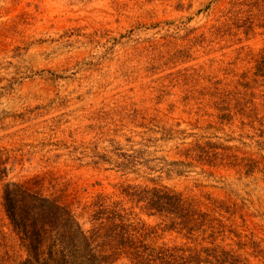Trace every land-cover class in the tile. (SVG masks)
Masks as SVG:
<instances>
[{
  "label": "rangeland",
  "instance_id": "rangeland-1",
  "mask_svg": "<svg viewBox=\"0 0 264 264\" xmlns=\"http://www.w3.org/2000/svg\"><path fill=\"white\" fill-rule=\"evenodd\" d=\"M231 1L0 0L4 182L47 177L46 192L78 216L96 195L117 194L121 185L205 192L245 205L255 217L244 230L264 238L263 129L242 116L221 122L207 93L213 83L227 90L242 74L253 77V58L264 48V29L210 33ZM253 104L264 119V102ZM215 138L252 159L255 170L190 167L167 176L180 150ZM126 155L139 163L134 170L94 166L102 156L124 162ZM2 185L0 264H16L26 253L6 218Z\"/></svg>",
  "mask_w": 264,
  "mask_h": 264
},
{
  "label": "trees",
  "instance_id": "trees-1",
  "mask_svg": "<svg viewBox=\"0 0 264 264\" xmlns=\"http://www.w3.org/2000/svg\"><path fill=\"white\" fill-rule=\"evenodd\" d=\"M231 4L226 20L213 26L211 34L231 26L246 34L264 29V19L256 18L264 16V0H232ZM253 64V77L244 73L227 90L213 83L207 93L213 96L211 104L221 122L242 116L251 128L258 125L264 134V119L253 104L256 97L264 102V48L254 56ZM236 151L219 138L198 140L178 152L180 160L167 164V176L182 177L186 174L183 169L190 167L201 168L203 173L206 168L214 171L222 167L246 169V173L255 170V162L241 158ZM120 157L128 158L120 162L102 156L94 166L108 163L134 170L139 164L132 156ZM3 160L1 156L3 207L26 253L16 264H253L250 258L264 264V238L244 230L248 219L255 216L231 199L167 186L128 184L119 186L117 194L96 195L78 216L46 192L47 177L4 182L8 168ZM166 235H174L178 242L159 243ZM240 251L250 255L243 256Z\"/></svg>",
  "mask_w": 264,
  "mask_h": 264
}]
</instances>
